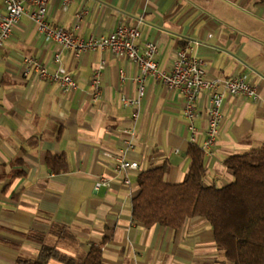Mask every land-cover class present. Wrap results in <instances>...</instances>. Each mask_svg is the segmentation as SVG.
I'll return each mask as SVG.
<instances>
[{
    "label": "crops",
    "instance_id": "obj_1",
    "mask_svg": "<svg viewBox=\"0 0 264 264\" xmlns=\"http://www.w3.org/2000/svg\"><path fill=\"white\" fill-rule=\"evenodd\" d=\"M26 6L9 37L0 45V264H15L18 255L35 256L43 242H54V224H65L86 251L102 243L108 264H221L213 229L202 216H190L177 228L145 226L132 218V198L141 170L168 163L165 180L181 181L190 165L191 144L206 138L208 94L197 100L188 128L184 96L148 76L137 107L138 65L109 50L76 55L41 34ZM85 9L77 33L107 35L120 24L136 25L138 39L154 40V59L169 69L178 49L199 57L208 77L244 75L257 98L225 93L223 119L215 141L203 149L204 184L233 179L224 160L251 148L264 150V0H50L49 20L70 27ZM5 12L0 0V15ZM60 63L74 77L75 88L39 78L25 57L56 71ZM99 71V95L93 99L92 73ZM122 75V76H121ZM134 130V147L126 157L136 169L118 172L113 154ZM61 158L52 166L48 155ZM129 183L123 181L124 176ZM104 178L105 183L95 188Z\"/></svg>",
    "mask_w": 264,
    "mask_h": 264
},
{
    "label": "trees",
    "instance_id": "obj_2",
    "mask_svg": "<svg viewBox=\"0 0 264 264\" xmlns=\"http://www.w3.org/2000/svg\"><path fill=\"white\" fill-rule=\"evenodd\" d=\"M190 165L179 182H168V163L141 170L138 192L132 198L131 214L145 226L155 223L180 227L190 216L204 217L213 229V238L226 264H264V150L254 147L229 155L224 164L233 179L221 186L204 184L203 149L191 144L187 151ZM61 158L48 155L52 166ZM57 240L77 243L65 224H54ZM15 264H108L102 258V243L73 253L43 242L35 256L18 255ZM203 264H217L206 261Z\"/></svg>",
    "mask_w": 264,
    "mask_h": 264
},
{
    "label": "built area",
    "instance_id": "obj_3",
    "mask_svg": "<svg viewBox=\"0 0 264 264\" xmlns=\"http://www.w3.org/2000/svg\"><path fill=\"white\" fill-rule=\"evenodd\" d=\"M50 0H4L5 12L0 15V45L9 37L11 31L19 22L26 6H30L29 16L36 25L38 31L47 39L56 42L60 47L67 48L79 55L91 50H109L117 57H127L138 65V72L134 77L137 85V97H122V100L134 107L131 118L136 120L137 107L140 98L145 93L146 80L148 76L162 82L167 87L178 89L182 92L185 102V115L188 118V128L193 129L192 119L197 113V100L201 93L208 94V106L206 107V138L202 142L203 149H208L215 141L223 113L220 109L225 93L241 94L252 98H257L256 86L246 80L244 75H235L227 78L217 76L208 77L201 58L189 55L184 48L177 50L169 69L159 67L154 59L157 50V43L154 40H146L140 47L138 39L140 29L136 25L120 24L107 35L90 36L85 38L77 33L80 27V20L86 13L85 9H79L75 13V21L70 27L52 23L48 18V5ZM71 0H62L66 5ZM52 60L57 68L53 73H49L46 67L38 61L25 57L23 59V74L27 76L32 66L35 75L39 78L49 77L58 81L64 90L76 87L74 77L60 63V53L55 51ZM122 76V75H121ZM92 82L95 86L93 99L99 95L100 75L99 71L92 73ZM127 137L123 139V145L118 152L112 155L114 167L118 172H127L136 169L138 162L128 159L125 155L128 149L134 147V130L132 127L125 130ZM123 181L129 183V178L124 176ZM104 178H100L95 183V188L104 184Z\"/></svg>",
    "mask_w": 264,
    "mask_h": 264
},
{
    "label": "rangeland",
    "instance_id": "obj_4",
    "mask_svg": "<svg viewBox=\"0 0 264 264\" xmlns=\"http://www.w3.org/2000/svg\"><path fill=\"white\" fill-rule=\"evenodd\" d=\"M49 243L55 244L62 251L67 252V253H73L77 248V243L75 244V243L68 241V240H56L54 242L51 241ZM220 254L222 255L221 252H220ZM220 258H222V256ZM219 262H221V264H226V262L223 260H220ZM217 264H219V263H217Z\"/></svg>",
    "mask_w": 264,
    "mask_h": 264
}]
</instances>
